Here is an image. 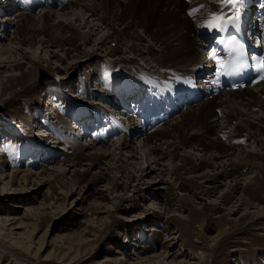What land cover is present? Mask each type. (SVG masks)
Segmentation results:
<instances>
[{
    "label": "rangeland",
    "instance_id": "obj_1",
    "mask_svg": "<svg viewBox=\"0 0 264 264\" xmlns=\"http://www.w3.org/2000/svg\"><path fill=\"white\" fill-rule=\"evenodd\" d=\"M6 3L0 0V6ZM16 11L15 6L9 17H14ZM2 30L0 36L6 39L2 44L7 45L15 37V30L7 34ZM64 40L62 49H51L56 52H51L55 55L51 64L33 56L35 52L41 55L38 42H50L46 37L29 49L34 61L14 54H8L5 60L0 56V172L31 173L25 187L24 183L21 188L14 185L16 191L5 190L0 183V214L24 220L26 226L20 231L35 229L31 253L16 249L11 238L1 239L0 264H134L139 260L133 256L138 245L144 246L137 255L141 259L168 250L174 255L184 254L183 259H194L191 262L195 264H264V216L254 223V209L247 215L244 207L229 213L231 205H222L223 189L211 200L205 198L207 185L198 177L186 175L178 162L173 163L178 168L174 174L162 179L153 175L144 181V175L141 178L138 172L139 155L129 177L122 170L116 171L115 166H108V162L94 169L88 157L82 167L67 164L66 173L59 170L64 162L74 159V151L65 146L63 139L67 134L60 132L65 128L61 120H68L81 106L93 108L94 116L102 103L90 95L97 94L99 84L103 89L114 85L118 77V69L109 65L110 58L104 53L99 52L97 64H88V49L74 35L66 33ZM207 104L199 108L200 117ZM215 112L219 113L217 109ZM196 117L195 113L191 118ZM189 123L188 133L198 125ZM70 127L80 128L73 122ZM91 127L89 131L93 132L96 126ZM76 131L70 136L73 140L80 132ZM77 138L79 145L89 143ZM117 142L116 137L110 144ZM162 164L169 163L164 160ZM41 171L47 173L35 175ZM252 182L243 190L244 197L249 206L264 211V171ZM150 191L158 193V198L145 194ZM118 205H122L121 210ZM162 206L169 212L167 216ZM151 228L154 231L149 232ZM170 237L176 238L175 245ZM152 240L157 244L152 246ZM177 256V260L182 259ZM106 257L117 259L104 262Z\"/></svg>",
    "mask_w": 264,
    "mask_h": 264
},
{
    "label": "bare ground",
    "instance_id": "obj_2",
    "mask_svg": "<svg viewBox=\"0 0 264 264\" xmlns=\"http://www.w3.org/2000/svg\"><path fill=\"white\" fill-rule=\"evenodd\" d=\"M6 1L5 5L0 6V29H3V34L15 30V37L6 45L2 44L6 39L0 36L1 59L5 60L8 54H14L32 61L29 49L33 48L38 39L46 37L50 42H38L42 47L41 55L35 52L33 56L51 64V58L55 56L51 49H62L64 36L68 33L74 35L88 49V64H97L99 52H102L110 58L107 59L109 65L118 69L114 85L103 89L102 84H99L97 94L90 93V96L102 103L100 108L94 110V116L91 113L93 108L81 106L73 111L68 120H61V125L65 128H61L60 132L67 134L63 139L65 146L74 151V159L64 162V168H58L59 170L66 173L67 164L76 168L82 167V162L88 157L94 169H100L108 162V166H115L116 171L122 170L129 177L136 168L132 163L139 155L141 162L137 163V168L140 169L138 172L141 173V178L144 175V181L153 178V175L155 179H162L174 174L178 168L173 163L178 162L186 175L198 177L207 185L203 192L205 198L211 200L213 194L223 192V189L222 205H231L228 208L229 213L240 211L244 207V215L254 209L253 222L262 219L264 211L249 206L250 202L244 197L243 190L264 171V81L257 87L243 91L221 92L211 102H205L208 107L201 117L199 108L204 103L187 109L186 113H180L164 126L146 134V138L142 137L144 130L138 128L148 121L147 113L153 110V105L174 99L180 90L179 85H186L200 73L198 67H208L205 65V49L214 42L216 31H209L201 25L207 22L212 13L219 10V0ZM259 2L264 3V0ZM15 6L17 11L11 18L10 11ZM36 10L41 11L33 16ZM227 11L226 8L225 12ZM189 12L193 15L190 16ZM261 30L264 33V21ZM149 95L153 101L157 98L161 100L149 104ZM107 108L111 111L117 110L119 120L113 118L112 114L115 112ZM195 113L197 117L192 120ZM109 116L112 117L109 125L105 122L100 124V121ZM122 119L129 126L126 127ZM188 120L191 125L198 124L190 133L186 132ZM71 122L81 128L74 137H81L89 143L79 145L77 137H73L74 140L70 138L79 129L70 127ZM214 124L215 128L212 126ZM91 126H96L94 130H103L100 134L96 131L94 133L89 131ZM40 133L42 135L44 131ZM116 137L118 142L110 144ZM164 160L169 164L163 165ZM206 170L210 172L207 173ZM1 173L2 188L10 191H16L15 184L21 188L20 184L24 183L22 187H25L31 176L26 171ZM45 173L47 171L35 175L42 177ZM48 176L52 177L53 174ZM156 190L159 191L160 188ZM145 194L155 197L154 199L158 198V193L150 191ZM117 209L121 210L122 205H118ZM160 209L167 216L169 212L165 207ZM24 226V220L0 214V241L11 238L16 249L31 253L34 244L30 241L34 237L35 229L20 231ZM152 230L154 231L151 228L149 232ZM23 232L25 234L21 235ZM174 239L176 238L170 237L169 240ZM152 241V246L157 244L155 240ZM173 242L175 245V241ZM136 247L144 248L143 245ZM139 249L133 254L139 259L134 264H195L191 262L194 259H183L184 254L174 255L168 250L141 259L137 256L142 253ZM177 255L182 259L177 260ZM116 259L106 257L104 262H113Z\"/></svg>",
    "mask_w": 264,
    "mask_h": 264
},
{
    "label": "snow or ice",
    "instance_id": "obj_3",
    "mask_svg": "<svg viewBox=\"0 0 264 264\" xmlns=\"http://www.w3.org/2000/svg\"><path fill=\"white\" fill-rule=\"evenodd\" d=\"M245 0H219V10L210 15L207 22L202 24L201 27L207 28L209 31L215 30L217 32H224L229 27L236 28L242 20V8ZM228 9L225 12V9ZM189 15H193L189 12ZM243 45H237L231 49L238 57H243L244 52L242 51ZM253 61L257 60L256 56H252ZM218 69L216 71V80L213 83L218 84L221 75L230 74L235 69L232 68L231 62L225 65L223 61H217ZM238 67H245V64L241 62ZM254 72L257 74L255 82L264 81V58L260 59L254 67Z\"/></svg>",
    "mask_w": 264,
    "mask_h": 264
}]
</instances>
